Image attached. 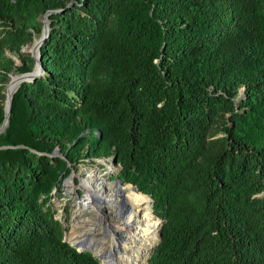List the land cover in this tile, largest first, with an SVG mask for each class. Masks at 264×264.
Listing matches in <instances>:
<instances>
[{"label": "trees", "instance_id": "16d2710c", "mask_svg": "<svg viewBox=\"0 0 264 264\" xmlns=\"http://www.w3.org/2000/svg\"><path fill=\"white\" fill-rule=\"evenodd\" d=\"M46 14L0 133V264H101L53 207L94 157L151 197L147 264H264V0H0V127Z\"/></svg>", "mask_w": 264, "mask_h": 264}, {"label": "bare ground", "instance_id": "6f19581e", "mask_svg": "<svg viewBox=\"0 0 264 264\" xmlns=\"http://www.w3.org/2000/svg\"><path fill=\"white\" fill-rule=\"evenodd\" d=\"M16 84V77L12 76L7 92L10 93ZM105 164L108 174L115 171L112 162ZM86 173L80 184L85 197L77 201L75 211L91 204L92 213L85 218L73 219L70 241L87 244L94 253L102 256L103 264H146L160 226V219L154 217L147 204L149 197L133 184L109 180L97 167ZM71 184L68 179L66 188ZM121 231L125 232L124 236L120 235Z\"/></svg>", "mask_w": 264, "mask_h": 264}, {"label": "rangeland", "instance_id": "374dc122", "mask_svg": "<svg viewBox=\"0 0 264 264\" xmlns=\"http://www.w3.org/2000/svg\"><path fill=\"white\" fill-rule=\"evenodd\" d=\"M44 18V17H43ZM42 18V20H43ZM37 38H35L32 42L26 44L25 46H23L22 51L25 53H29L33 58L35 57L34 55V42ZM9 55L13 56V54L11 52H8ZM13 58L15 59V62L17 64L20 63L19 58H17L15 55L13 56ZM35 59V58H34ZM17 75V73H12L9 76V80L6 83L5 86V99H6V92H7V85L8 82L11 80L12 76ZM243 89L240 88L238 90V94L242 93ZM237 94V96H238ZM54 152L60 153L59 151V147L56 146L54 149ZM111 157H101V158H85V160L83 161H79L77 167H72L70 174L68 175V177L66 179H64L63 183L65 184L63 186V191L62 193L56 197L53 198V207L56 210V215L55 217L57 219L62 220L63 224L66 226V236L69 238V234L71 233V223L73 221V219H77V218H85L86 216L90 215L92 213V205L89 206H85L83 208L80 209L79 212H76V205H77V201L79 200L77 193H79L81 196H84V188L82 186H80V184L82 183V181L84 180V178L87 175V170L88 169H92L94 167L99 168V171L104 175L107 176L108 173H104L105 168H106V164L105 163H111ZM104 160V161H103ZM84 169V170H83ZM116 171V170H115ZM115 171H113L110 174V180H116L114 178V174ZM73 174V181L71 186L67 189L66 188V181L68 179H70V175ZM65 208L67 210V212L65 211ZM65 214V215H64ZM121 235H125V232H119ZM102 259V256L100 257V262Z\"/></svg>", "mask_w": 264, "mask_h": 264}, {"label": "water", "instance_id": "95a60500", "mask_svg": "<svg viewBox=\"0 0 264 264\" xmlns=\"http://www.w3.org/2000/svg\"><path fill=\"white\" fill-rule=\"evenodd\" d=\"M47 30H48V22H47V14H46L43 18L42 34L34 42L35 64H34L33 69L29 72H24V73H20V74L15 75L16 80H17V84H16L15 88L10 93L6 92L5 107H4L5 108V118H4V121L0 127V133H2L4 131L6 125L8 124L10 105H11V99H12L13 92L18 88V86L21 84V82H23L28 77H35L36 73L43 69L42 63H41V53L39 50H40L41 42L43 41ZM8 84H9V82H8ZM112 160L114 162H116L115 157H113ZM72 176H73V174L70 175V177H72ZM77 196L80 199L79 194H77ZM96 235H98V233H96L95 236ZM160 238H161V222H160V226H159V233H158V238H157L156 244L159 242ZM64 240L69 242L73 247H75L79 251H83V250H89L90 251L91 250L87 244L80 245L79 242H75V243L71 242L70 239L66 236V234L64 235ZM95 256H97L98 258L101 257V255H95Z\"/></svg>", "mask_w": 264, "mask_h": 264}, {"label": "built area", "instance_id": "2783aa9c", "mask_svg": "<svg viewBox=\"0 0 264 264\" xmlns=\"http://www.w3.org/2000/svg\"><path fill=\"white\" fill-rule=\"evenodd\" d=\"M111 159V161L110 162H112L115 166H116V168L117 167H119V164L117 163V162H114L113 160H112V158H110ZM104 161V160H103ZM104 173H107L106 172V170L104 171ZM111 174V173H110ZM110 174H108L107 176H105L106 178H110ZM116 180H119L120 182H122L119 178H117V177H114ZM70 180H71V182L73 181V176L72 177H70ZM110 180V179H109ZM111 181H115V180H111ZM123 183V182H122ZM130 184H132V183H130ZM133 186L138 190V188L133 184ZM138 191H140V190H138ZM142 194H145V195H147L148 197H149V202L147 203L148 204V206H149V208H150V211H151V213L154 215V217H156V218H158V219H160V222H161V218L160 217H158L153 211H152V209H151V197H150V195H148V194H146V193H143L142 191H140ZM77 194H79V193H77ZM79 196L80 197H85V193H84V196H81L80 194H79ZM95 198H97V197H95ZM91 205V204H90ZM89 206V205H88ZM93 206V205H92ZM93 208V207H92ZM91 215V214H90ZM90 215H88V216H90ZM88 216H86V217H88ZM159 222V223H160ZM122 232V231H121ZM121 235V234H120ZM94 255H99V254H96V253H94L92 250H90ZM100 259V258H99ZM101 264H103L102 262H101Z\"/></svg>", "mask_w": 264, "mask_h": 264}]
</instances>
